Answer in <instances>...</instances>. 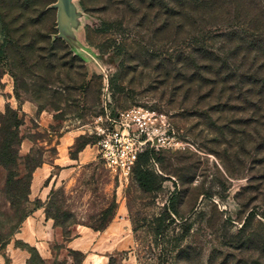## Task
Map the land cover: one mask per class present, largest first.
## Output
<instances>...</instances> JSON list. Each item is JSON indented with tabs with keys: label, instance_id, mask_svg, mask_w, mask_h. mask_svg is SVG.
<instances>
[{
	"label": "rangeland",
	"instance_id": "rangeland-1",
	"mask_svg": "<svg viewBox=\"0 0 264 264\" xmlns=\"http://www.w3.org/2000/svg\"><path fill=\"white\" fill-rule=\"evenodd\" d=\"M57 1L0 0V75L13 77L21 100L55 114L40 129L37 111L25 134L52 143L81 128L75 147L94 145L105 107L142 105L164 114L185 147L149 162L156 191L133 176L120 183L98 157L52 206L98 226L112 205L133 241L114 264H264V0H83L81 52L57 33ZM246 36L252 45L238 39ZM5 176L0 166V184ZM5 203L0 193L2 222Z\"/></svg>",
	"mask_w": 264,
	"mask_h": 264
},
{
	"label": "crops",
	"instance_id": "crops-1",
	"mask_svg": "<svg viewBox=\"0 0 264 264\" xmlns=\"http://www.w3.org/2000/svg\"><path fill=\"white\" fill-rule=\"evenodd\" d=\"M56 7L58 35L66 40L72 50L81 52L84 49L80 36L84 31V37L87 39L89 25L84 23L87 14L80 0H58ZM8 104L16 109L23 119L20 125V154L23 157L32 155L36 148L41 145L44 147L42 162L34 169L32 175L29 194L33 205L31 212L0 254V263L9 261L10 264H111L113 259L114 264V258L120 250L133 248L129 226L121 228L122 223L116 222L115 219L104 230L73 223L68 227V236L64 227L46 214L54 192L61 187H72L80 170L100 157L97 145L87 144L75 156L72 155L78 139L85 133L81 128L62 129L52 143L37 142L28 133L25 134L24 127L29 125L28 120L38 108L32 101L18 99L13 77L5 70L0 75V114L5 112ZM36 120L40 129L48 128L55 123V114L43 109ZM52 148L55 152H52ZM24 169L25 165H22V170ZM36 201L41 204L35 206ZM119 229L124 232L121 236ZM29 247L35 250L34 254ZM128 255L126 260L131 259L132 251Z\"/></svg>",
	"mask_w": 264,
	"mask_h": 264
},
{
	"label": "trees",
	"instance_id": "trees-1",
	"mask_svg": "<svg viewBox=\"0 0 264 264\" xmlns=\"http://www.w3.org/2000/svg\"><path fill=\"white\" fill-rule=\"evenodd\" d=\"M80 4L82 7L85 6L83 0H80ZM2 24L3 22L0 13V32L4 39L5 30ZM238 39L247 43L248 46L253 43V38L250 36ZM3 41L0 42V63L3 62L6 54V45ZM247 49L249 50V47ZM246 51L247 50L244 52L246 53ZM262 52L264 53V48ZM235 53L238 54L239 52L237 51ZM262 56L264 57V54H262ZM15 93L18 99L21 100V97L17 93V89ZM41 110L43 109H39L38 112ZM22 122L23 119L20 117L19 112L12 108L9 104L6 106L5 112L0 114V166L6 171L4 182L3 184H0V193L5 195V206H7V210L5 211V222L0 220V254L4 251L7 244L20 229L23 221L31 212L32 207L29 205L32 204V202L30 201L29 194L32 175L34 169L42 162V158L33 159V154L25 157L20 154V147L22 143L20 125ZM82 139L83 136L78 139V142ZM88 143L90 142H83L79 145V147H75V151L72 155L75 156L76 153ZM156 154L157 153H153L151 151L142 153L133 172V177L136 179L141 188L147 192L156 191L161 187L160 176L156 174L148 165L152 157L156 156ZM22 165H25L24 170H22ZM52 199L53 196L46 208V214L48 217L54 218L58 225L63 226L64 231L68 236V227L73 223H82L89 225L96 230H104L112 221L114 213V207L112 205L101 212L99 216L101 224L95 226L77 220L71 221V212H62L58 206H52ZM40 204V201L34 202L35 206ZM110 216L111 218H109ZM22 245L26 246L25 244ZM29 249L33 252V254L35 253L33 248L29 247ZM0 264H10V262L7 261L6 263ZM111 264H113V259L111 260Z\"/></svg>",
	"mask_w": 264,
	"mask_h": 264
},
{
	"label": "built area",
	"instance_id": "built-area-1",
	"mask_svg": "<svg viewBox=\"0 0 264 264\" xmlns=\"http://www.w3.org/2000/svg\"><path fill=\"white\" fill-rule=\"evenodd\" d=\"M91 133L97 136L100 158L120 183L132 178L142 153L185 147L164 114L142 105L117 113L105 107L95 118Z\"/></svg>",
	"mask_w": 264,
	"mask_h": 264
}]
</instances>
